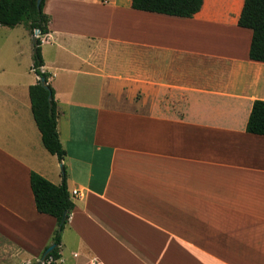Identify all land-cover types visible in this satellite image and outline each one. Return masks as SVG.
Wrapping results in <instances>:
<instances>
[{"label": "crops", "instance_id": "obj_1", "mask_svg": "<svg viewBox=\"0 0 264 264\" xmlns=\"http://www.w3.org/2000/svg\"><path fill=\"white\" fill-rule=\"evenodd\" d=\"M244 4L205 0L179 18L132 0H47L42 71L62 162L32 113L40 78L17 61L26 35L0 25V244L11 239L3 226L36 234L23 264L55 244L37 173L66 177L75 203L57 264H264V136L246 130L264 62L238 25Z\"/></svg>", "mask_w": 264, "mask_h": 264}, {"label": "trees", "instance_id": "obj_2", "mask_svg": "<svg viewBox=\"0 0 264 264\" xmlns=\"http://www.w3.org/2000/svg\"><path fill=\"white\" fill-rule=\"evenodd\" d=\"M37 1L0 0V25L14 28L25 23L32 35L37 31L41 36L49 34L51 18L44 11L47 0H42L39 8ZM204 2L205 0H132V7L138 11L192 18L201 10ZM238 25L254 32L251 58L264 62V0H245ZM43 67L42 39L39 37L35 43L32 69L40 79L37 84L30 87L32 113L41 132L45 148L62 162L67 152L58 132L55 91L49 83L50 74L43 72ZM41 78L46 79L49 89L41 84ZM246 130L249 134L264 136V101L254 103ZM30 183L37 211L57 221L58 228L54 236V243L57 246L43 260L45 264H57L61 258L62 232L75 208V203L68 190L66 177L63 184L55 185L41 175L32 173Z\"/></svg>", "mask_w": 264, "mask_h": 264}, {"label": "rangeland", "instance_id": "obj_3", "mask_svg": "<svg viewBox=\"0 0 264 264\" xmlns=\"http://www.w3.org/2000/svg\"><path fill=\"white\" fill-rule=\"evenodd\" d=\"M8 32H21L26 35V39L22 41L21 48L18 44H15L16 53H23L20 58L17 57V61L20 63L21 67L29 68L33 67L34 64V52H35V42L34 38H41L43 40L44 36H41L39 32H35L31 37V32L27 25L23 23L18 28H5ZM21 50V51H20ZM16 53H14L16 55ZM12 55V53H10ZM19 223L16 222L14 225L17 226ZM5 227V235H8L11 239L7 241L6 245L0 244V264H23L25 258L30 255V252L36 248L37 241L32 240L30 236H35L30 229L21 228L14 229V227ZM40 261H42L40 259ZM44 263V262H43ZM45 264V263H44Z\"/></svg>", "mask_w": 264, "mask_h": 264}, {"label": "water", "instance_id": "obj_4", "mask_svg": "<svg viewBox=\"0 0 264 264\" xmlns=\"http://www.w3.org/2000/svg\"><path fill=\"white\" fill-rule=\"evenodd\" d=\"M41 2H42V0H38V1H37V6H38V8L40 7ZM37 32H39V31H37ZM36 39H37V38L35 37V40H34V41H36ZM40 81H41V84H42L46 89H49L48 84H47V81H46L45 78H41ZM50 96H51V95H50ZM64 220H65V219H63V221H64ZM56 246H57L56 244L51 245V246L45 251L42 260H44V259L47 257V255L50 254V253L56 248ZM36 264H43V261H40V262H38V263H36Z\"/></svg>", "mask_w": 264, "mask_h": 264}, {"label": "built area", "instance_id": "obj_5", "mask_svg": "<svg viewBox=\"0 0 264 264\" xmlns=\"http://www.w3.org/2000/svg\"><path fill=\"white\" fill-rule=\"evenodd\" d=\"M78 194H79V192H78L77 190L73 191V195H74V196H76V195H78Z\"/></svg>", "mask_w": 264, "mask_h": 264}]
</instances>
